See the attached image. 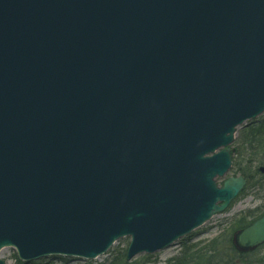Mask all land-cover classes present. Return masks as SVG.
Wrapping results in <instances>:
<instances>
[{
    "label": "water",
    "instance_id": "obj_1",
    "mask_svg": "<svg viewBox=\"0 0 264 264\" xmlns=\"http://www.w3.org/2000/svg\"><path fill=\"white\" fill-rule=\"evenodd\" d=\"M263 113L264 0H0V251L170 247L243 190L214 179Z\"/></svg>",
    "mask_w": 264,
    "mask_h": 264
},
{
    "label": "rangeland",
    "instance_id": "obj_2",
    "mask_svg": "<svg viewBox=\"0 0 264 264\" xmlns=\"http://www.w3.org/2000/svg\"><path fill=\"white\" fill-rule=\"evenodd\" d=\"M252 122L264 124V113L235 129V139L229 145L232 165L222 178H216L217 185L221 186L228 178L244 177L246 184L242 192L223 214L214 217L190 236L166 250L153 255L139 254L129 261L126 260L125 251L129 244L126 238L118 240L108 252L93 261L52 257L28 264H261L264 243L243 254L230 244L234 232L245 228L264 212V146L261 151L256 147L254 153H249L242 144L245 129ZM14 256L11 249H5L0 252V261L17 264Z\"/></svg>",
    "mask_w": 264,
    "mask_h": 264
},
{
    "label": "trees",
    "instance_id": "obj_3",
    "mask_svg": "<svg viewBox=\"0 0 264 264\" xmlns=\"http://www.w3.org/2000/svg\"><path fill=\"white\" fill-rule=\"evenodd\" d=\"M245 131L246 134L243 136L242 144H244L246 150L249 153H254L256 151V147H258L261 151V148L264 146V124L256 125V123H252L245 129ZM14 259L17 264H22L15 256Z\"/></svg>",
    "mask_w": 264,
    "mask_h": 264
},
{
    "label": "bare ground",
    "instance_id": "obj_4",
    "mask_svg": "<svg viewBox=\"0 0 264 264\" xmlns=\"http://www.w3.org/2000/svg\"><path fill=\"white\" fill-rule=\"evenodd\" d=\"M3 250H5V249H3ZM3 250H2V251H3ZM2 251H1V252H2Z\"/></svg>",
    "mask_w": 264,
    "mask_h": 264
}]
</instances>
